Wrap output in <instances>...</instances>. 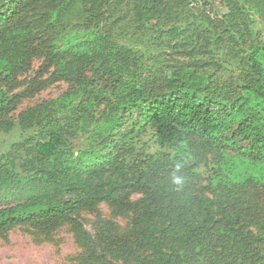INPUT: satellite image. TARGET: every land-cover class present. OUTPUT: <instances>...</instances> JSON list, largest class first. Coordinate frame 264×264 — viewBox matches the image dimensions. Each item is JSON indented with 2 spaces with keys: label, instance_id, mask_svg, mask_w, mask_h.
Here are the masks:
<instances>
[{
  "label": "trees",
  "instance_id": "trees-1",
  "mask_svg": "<svg viewBox=\"0 0 264 264\" xmlns=\"http://www.w3.org/2000/svg\"><path fill=\"white\" fill-rule=\"evenodd\" d=\"M208 34L203 64L151 55ZM35 59L49 78L12 94ZM59 81L70 89L8 119ZM16 128L0 235L85 238L78 217L105 203L127 226L83 264H264V0H0V133Z\"/></svg>",
  "mask_w": 264,
  "mask_h": 264
},
{
  "label": "rangeland",
  "instance_id": "rangeland-1",
  "mask_svg": "<svg viewBox=\"0 0 264 264\" xmlns=\"http://www.w3.org/2000/svg\"><path fill=\"white\" fill-rule=\"evenodd\" d=\"M195 3L190 7L193 11V20L204 16L197 10ZM218 21V20H217ZM173 21H167L166 25L171 27ZM216 26L220 23L215 22ZM208 34L199 44L193 47H176L175 49L151 48L154 54L161 53L164 56V64L170 68H177L185 65H192L195 62L203 64L207 61L204 53L210 47ZM192 54L193 58H190ZM223 61L221 56L213 60L216 67ZM42 59H35L32 62L30 71L18 77L12 94H23L27 89H34L41 82L49 78V74L41 71ZM215 69V67H212ZM220 72V69H218ZM70 89L67 82L59 81L35 92L33 95H23L20 101L15 104L14 111L9 113L8 119L17 122L21 112L28 108L36 107L44 102L56 99ZM16 128L12 134L0 133V150L6 151L7 144L16 140L19 136ZM156 148H153L154 150ZM133 196V198H137ZM78 220L86 233L85 238H78L71 225L67 224L51 235L46 236L37 233L28 226L17 227L7 234L0 235V264H83L89 262L85 257L90 254L91 249L101 252V245L98 242L102 233H121L127 226V219L117 216L105 203L100 204L96 212H84ZM102 230L101 232H99ZM95 240V244L92 242ZM101 254V253H100ZM85 260V261H84ZM84 261V262H83ZM112 263L107 259V264Z\"/></svg>",
  "mask_w": 264,
  "mask_h": 264
}]
</instances>
